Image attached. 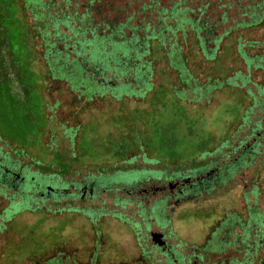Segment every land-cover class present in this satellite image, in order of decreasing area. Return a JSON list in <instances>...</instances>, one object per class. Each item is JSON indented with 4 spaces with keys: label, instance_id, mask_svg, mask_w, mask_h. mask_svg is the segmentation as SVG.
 <instances>
[{
    "label": "trees",
    "instance_id": "16d2710c",
    "mask_svg": "<svg viewBox=\"0 0 264 264\" xmlns=\"http://www.w3.org/2000/svg\"><path fill=\"white\" fill-rule=\"evenodd\" d=\"M6 2L11 10L9 30L22 63L29 70L33 62H39L40 56L47 69L39 75L54 81L68 80L70 91L80 92L79 99L84 97V103L90 102L96 95L95 87L103 84H98L104 72L103 64L92 62L89 46L98 41L108 50H117L118 46L114 57L120 71L116 72L122 76L131 77L134 66L133 74L139 73L135 79H149L147 75L157 67L166 77L177 78L180 84L190 82L194 97L204 99L212 93L226 91L241 108L233 132L215 148L203 147L198 156L184 162L158 159L163 175L185 181L181 192L175 195L176 200L209 203L216 195L240 193V206L225 211L220 216L222 222L212 226L200 244L178 241L175 245L162 246L137 234L139 252L129 258L120 255L103 259V251L96 243L84 251L36 254L24 264H264V0ZM152 47L159 52V61L150 58ZM88 63L91 65L86 66ZM129 63L133 65L128 66ZM76 70L80 82L72 78ZM36 78L31 74L33 83L37 82ZM145 84V91L154 89ZM161 89L158 86L151 95L160 97ZM51 120L58 124L56 129L52 126L56 133L65 135L66 144L49 151L48 132L46 144L40 145L45 158L38 166L66 170L77 167L79 155L70 157L69 153L80 147L75 136L83 129L81 124L68 126L66 122H56L51 115L45 118L47 131ZM130 120L137 123L132 113ZM3 140L8 145L13 143L10 139ZM132 142L139 151L146 149V141L137 132ZM7 152H0V158L4 159L0 165V195L14 203L15 197L7 190L2 191L1 174L5 169L22 166L21 159L30 152L18 144L14 154ZM145 162L150 160L146 157ZM208 169L210 172L205 174ZM99 173L102 172L92 177H107ZM85 211L90 216L95 212ZM116 216L121 215L116 213ZM6 223L0 218V232ZM136 229L139 230L138 225Z\"/></svg>",
    "mask_w": 264,
    "mask_h": 264
},
{
    "label": "rangeland",
    "instance_id": "374dc122",
    "mask_svg": "<svg viewBox=\"0 0 264 264\" xmlns=\"http://www.w3.org/2000/svg\"><path fill=\"white\" fill-rule=\"evenodd\" d=\"M10 18L11 12L6 0H0L1 153L8 151V155L14 154L13 150L17 144L24 145L34 157L33 164L38 166L44 157L40 150L47 142L48 132L49 151L54 152L58 145L65 146V135L61 137L52 128H58L57 123L51 120L47 131L45 118L51 115L56 118V122H66L68 126L81 124L83 129L75 136L76 144L80 147L74 152L71 150L69 155H79L81 165L89 167L113 168L115 165L118 169L135 165L155 169V165L140 160L131 164L125 162L127 158L137 154V148L132 142L136 132L146 141V156L180 162L198 156L203 147L208 150L215 148L224 137L233 132L235 118L240 114L241 108L232 102L226 91L212 93L204 99L197 97L191 101L193 95L190 87L183 86L175 77H166L157 67L149 72V79H134L139 74H133L134 66L131 77L125 74L122 76L117 73L120 67L114 57L119 50L118 46L117 50H108L98 41L89 46L92 62L103 64H98L104 68L102 76L98 79V84H103L96 86L93 91L101 93L102 97L92 98L90 102L84 103V97L79 99L80 92L70 91L69 81L58 82L46 76L43 79L39 75L41 70L47 69L40 56L37 58L38 63L33 62L29 70L26 68L14 49L8 26ZM98 44L101 47H98ZM151 50L150 58L159 61V52L153 47ZM130 65L133 64L129 63L128 66ZM31 74L37 77L36 83L31 81ZM72 74V78L76 77L77 82H80L78 70ZM134 80L137 81L134 88L126 84ZM145 82L153 84L152 92L162 86L160 97L152 96V92H147L143 100H116L105 96L111 91H118L119 88L128 93H137V90L142 91L146 87ZM172 84H175L176 90L181 94L185 93L184 101L179 102L173 96ZM57 102L59 104L55 107ZM131 113L137 117V123H131ZM72 114L75 116L72 117ZM3 138L13 140V143L8 145ZM48 159L49 157L46 161ZM86 174V170L82 169L79 174L68 175V181L74 184L84 182V188L79 192L89 190L94 193L96 199L91 207L89 204L85 205V209L99 210L94 218H90L89 214L84 216L70 212L60 213L53 205L47 206L46 210L41 208V212H29L26 211L31 204L28 201L12 204L4 212L9 202L0 195V218L2 222H7L6 228L0 232V264H24L33 255L41 253L53 254L70 249L89 250L96 243H99L103 251V259L120 255L129 258L139 252L138 235L144 240L149 238L148 241H157L161 245H175L178 241L200 244L214 220L225 211L240 206L238 192L216 195L209 203L196 199L187 200L172 208V201L162 198L155 190L144 198L137 196L138 192L148 190L150 185L143 182L157 176L156 173L142 172L126 176L108 174L107 177L95 179L92 187L86 184ZM138 183L143 184L130 188ZM53 189L62 190L65 186L54 185ZM132 191L136 194L130 196ZM161 199H164L162 202L166 204L161 216L167 219L166 226L158 225L157 217L153 214L155 202ZM123 200L127 201L124 206L115 204L119 201L123 203ZM115 210L118 211L114 212ZM157 212L159 210H155V214ZM115 213L121 216L117 217ZM162 218L158 216V221L161 220V224H165Z\"/></svg>",
    "mask_w": 264,
    "mask_h": 264
},
{
    "label": "flooded vegetation",
    "instance_id": "af4514ba",
    "mask_svg": "<svg viewBox=\"0 0 264 264\" xmlns=\"http://www.w3.org/2000/svg\"><path fill=\"white\" fill-rule=\"evenodd\" d=\"M17 12H18V7H17ZM61 81L67 82L68 80L63 79ZM136 84H137V81L135 80L130 82V86H132V88H134ZM181 84L185 87H188V88L190 87V92L193 95L194 86L190 82L186 80L185 83H181ZM149 85L153 86L152 83H149ZM171 86L173 89L172 91L173 96H175L176 100H178L179 102L184 101L185 93L183 92L181 94L178 90H176L175 84H172ZM152 90L153 89H148L145 91L143 89L142 91L137 90L136 91L137 93H134V92L128 93L127 91H124L121 88H119L118 91L113 92V93L111 91L105 96H110L111 98H114L116 100H119L120 98H128V99L138 98L140 100H143L146 96V93L152 92ZM95 94L96 95H94L92 98L98 99L102 97L101 93L96 92ZM198 98H201V96H198ZM195 99H197V97H194L193 95V97L191 98V101ZM136 153H137L136 155L127 158L125 162H127L128 164H131L135 160H140L143 163H146L145 158L148 157L146 156V153L143 151H139L138 148H137ZM32 159H34V157H32V154L29 153L27 157H24L23 159H21L20 163L22 164V166L18 168L5 169V171L1 174L2 181H3L2 191L5 192L7 190L8 192L7 191L6 192L14 196L16 200V202L14 203L13 201L11 202L8 201L10 205V206L8 205V208L12 206L11 204L21 203V202H24L25 199H29L28 202H31V204L28 210H26L29 212H36L37 210L41 212L42 211L41 208H43V210H46L48 209L47 206L53 205L55 207V210L56 211L59 210L60 213L70 212V213H75V214H81L84 216L87 215L86 213L87 211L85 210H92V208L85 209V205L89 204L88 206L91 207L93 200L96 199L94 193H90L89 190H81L79 192V190L83 189L84 186L81 183H77L78 184L77 185V184H74L72 181L71 182L68 181V175L79 174L82 171V169L86 170V173H87L86 179L88 183L87 186H91V187L94 186L93 184H95L94 180L97 178H100V177H92V175H96L98 174V172H102V173H99L100 175L117 174L119 176L133 175V174L142 173V172L156 173L157 176L149 178L147 181L143 182V183H148V185H150L148 190L145 189L146 191L144 190L142 193L138 192L139 194L137 196L139 197L142 196L144 198L146 197V195L151 194L155 190L162 196V198L165 197L164 199L168 198L169 200L172 201V203L170 204L172 208H174L180 202L190 200L186 198L176 200L175 195L176 193L181 192L180 188H181L182 182H185V181L184 180L182 181L181 179H177L176 177L168 178L165 175H163L164 170L157 165L158 159L154 157H148V159L150 160V162L148 163H150L151 165H155L156 166L155 169L151 167H146V168L135 167V165H133L131 167L124 166L122 170H118V169L114 170V168L112 167H110L112 168L110 169L106 167L100 168V166H97V167L96 166L89 167V166H84V165L81 166L82 164L81 162H79L80 166L78 165L76 168L71 167L70 169L66 170L60 167L57 168V167H52V166H48V167L37 166L31 163ZM3 162H4V159L0 158V165ZM23 164H27V165L23 166ZM1 167H4V166H1ZM143 183H138L134 187H130V188H137ZM54 185L65 186V189H62V190L53 189ZM135 194L136 192L134 191L130 192V196L135 195ZM164 199H161L159 202L158 201L155 202V205L153 206V214L157 217L156 218L157 223L160 226H166L167 224V219L166 218L163 219L161 217L162 211L166 207V204L162 202ZM45 203L47 205H45ZM124 203H127V201L123 200V203L120 201L119 203L115 202V204H119L122 206L125 205ZM32 205H34V207H32ZM155 210H159L160 213L157 212V214H155ZM117 211L118 210H115L114 212H117ZM98 213L99 211L96 210L95 212H93V215H91L90 218H94V216ZM158 216H160V218H162V220L166 223L161 224V220L158 221ZM221 217H218L216 220H214L209 230L212 228V226L218 225L219 223L222 222L223 219L220 220ZM147 240H150V239L148 238Z\"/></svg>",
    "mask_w": 264,
    "mask_h": 264
}]
</instances>
